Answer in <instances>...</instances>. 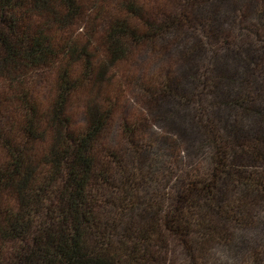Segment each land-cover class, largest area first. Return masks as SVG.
<instances>
[{
	"label": "trees",
	"instance_id": "trees-1",
	"mask_svg": "<svg viewBox=\"0 0 264 264\" xmlns=\"http://www.w3.org/2000/svg\"><path fill=\"white\" fill-rule=\"evenodd\" d=\"M218 1L0 0V264H264L245 235L263 223L264 88L198 39ZM239 1L219 48L253 65L264 0ZM157 44L205 63L151 80L129 64L153 67ZM137 98L146 113L119 111ZM184 106L198 134L178 145L155 128Z\"/></svg>",
	"mask_w": 264,
	"mask_h": 264
},
{
	"label": "rangeland",
	"instance_id": "rangeland-1",
	"mask_svg": "<svg viewBox=\"0 0 264 264\" xmlns=\"http://www.w3.org/2000/svg\"><path fill=\"white\" fill-rule=\"evenodd\" d=\"M239 0H220L218 1V4H215L216 9H218V14H215V21L211 22V19H205V25L206 28L199 32L198 39H201V44L203 45V48L208 51L207 55H214L216 53H219L221 57H225L228 60H230L231 66H232V72L234 74L242 73L247 79L252 81V85L256 92L261 93L264 88V44H256L249 46L247 49L248 54L252 56L254 62L256 61V64L253 65H247L245 62L241 59L242 53H230L228 55L222 54L220 49L223 43H220L219 40V34L224 33L226 29L229 28L230 24H228V19H226L225 15L227 13V7L229 8L232 6L235 2H238ZM241 6H243V1H239ZM150 5L154 6V3H150ZM210 14V13H209ZM211 16V15H210ZM203 38V40H202ZM195 42V37H194ZM198 42V41H197ZM220 47V48H219ZM202 48V50H203ZM155 49L158 50L161 54V61H156L155 58V65L152 67V63L150 64V60L146 62L134 63L131 62L129 66L137 71V69L140 70V72L143 70V68L140 65L145 66L147 68L149 75L151 77V80L155 76V73L160 70V67H163L164 70H169L171 74L175 73V76L183 75L184 72H186L189 68L192 67H198L199 65H203L205 63V60H202V55L204 52H197L189 59H184L183 57L178 54L177 50L174 51L175 47L173 46L168 47L169 53L167 56L162 55L163 48L162 44H157L155 46ZM204 50V51H205ZM239 51V50H238ZM176 54V56H175ZM154 57V56H153ZM225 61V60H224ZM154 63V62H153ZM129 66L127 64L123 65L122 69L125 67L126 72H124L122 69L117 73L116 82L120 85L123 81V72L125 74L129 73ZM174 76V77H175ZM184 81L186 78L182 77ZM260 91H259V90ZM236 89L233 86H224V93L227 92H233ZM264 92V91H263ZM220 95H223L221 91H219ZM223 97V96H221ZM125 99L120 103L119 111L126 112L127 115H133V114H141L143 112L146 113L145 108L142 107V104L140 105L141 101L139 98L131 101H125ZM190 109L192 111V108L184 106L182 109L179 110V112L175 115L173 120H170L168 123H161V125H158L155 130L158 133H161L162 135L173 139L176 141V143L179 145L182 140L193 142L195 137L198 134L197 125L194 123L191 119L190 115ZM197 110V108H196ZM172 146V145H171ZM173 147V146H172ZM176 150V154L178 150L173 147ZM167 151L172 152L171 148H168ZM173 153V152H172ZM186 161H194L193 158H189L187 154ZM169 191V189L167 190ZM259 214V221L264 223V209L260 210ZM260 223L254 228H251L248 230L245 235L246 237H252V240L254 241H260L264 237V224ZM262 241V240H261ZM170 257L172 258L173 262L177 261V259H181L182 257L177 256L173 251L170 254ZM171 260V259H170Z\"/></svg>",
	"mask_w": 264,
	"mask_h": 264
}]
</instances>
